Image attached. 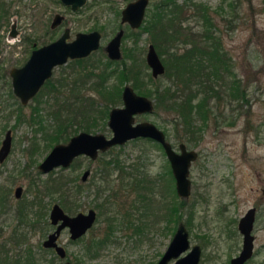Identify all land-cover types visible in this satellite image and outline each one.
<instances>
[{
    "label": "rangeland",
    "instance_id": "obj_1",
    "mask_svg": "<svg viewBox=\"0 0 264 264\" xmlns=\"http://www.w3.org/2000/svg\"><path fill=\"white\" fill-rule=\"evenodd\" d=\"M8 2L9 0H4ZM89 8H84L82 11H70V28L72 36L77 30H90L93 26L100 24L105 26V35L100 40L105 44L112 35V29L119 22V17L113 15V10L110 8L109 0H88ZM99 1H103L98 6L93 5ZM116 7L122 8L130 0H114ZM158 0H150L147 10L146 18L150 20L151 14L154 12V2ZM182 3L184 0H176ZM201 1L209 6V13L214 24V32L216 37L221 41V46L225 50L228 60L231 64L234 75L240 82V86L246 89L247 102L235 100L233 106L235 110L230 111V107L226 111L227 117H222L217 111H214L211 116L218 115L217 119L214 118L201 126V130L196 134L198 139L185 141L178 138L176 131L173 128L172 112L165 110H155L151 113H140L135 115V121L150 120L158 127L166 131L167 138L171 141L172 145L178 150V143L183 141L187 147L194 148L200 151L197 161L192 162L190 166L189 177L191 179V193L185 200L186 208L182 220L184 221L187 216L189 205L193 203V217L190 219L189 225L186 224L189 230L190 240L192 243L198 242L202 246L201 260L199 264H228V257L238 252L240 248V236L236 235V222L237 219L245 212V210L260 202L264 206V14L261 9V0H195ZM15 7L12 8L18 12H11L8 19L4 21L1 28L3 34L10 28L12 21L18 20L17 29L23 32L31 31V26H39L40 35L45 32H52L51 29L46 30L40 24L38 15L41 5L38 10L34 9L35 0H22L19 4L15 0ZM22 5V7H21ZM54 11H60L61 5L54 0L52 3ZM18 14H21L19 16ZM34 14L38 18L34 17ZM49 16V14H48ZM100 17L99 21L95 20ZM194 26L193 31L200 28L203 23L197 21L196 17H190L184 21V26ZM62 29H57L56 34H59ZM59 32V33H58ZM158 32V31H157ZM50 34V33H49ZM47 36L46 34L44 35ZM49 36V35H48ZM155 34L151 32H141L139 37L140 48L142 53L136 55V62L139 64L137 69L139 73L126 74L127 78L121 84L118 83L119 76L114 73V84L116 83L121 88L126 83H131V79H137L141 89L152 88L157 79L166 81L169 76L165 73L158 77H153L150 67L143 62L147 45L153 42ZM158 37V36H157ZM165 37L167 42L165 41ZM5 38V35H4ZM130 39H126V43ZM200 42L199 38H196ZM165 41V43H164ZM170 37L168 34L162 37V47L156 46L157 49L162 48L172 51L173 48L169 43ZM192 38L188 37L187 42H182L180 50L184 46L191 45ZM41 42V41H36ZM26 44L18 47L13 46L12 51L14 57L6 58V80L9 81V67L17 63V58L21 55L20 51ZM169 47H168V46ZM27 47V46H25ZM27 53V51H26ZM93 57H100V51L94 52ZM167 61H169L168 53L162 54ZM66 65L57 66L53 70V79L56 81L62 74L69 76V85L72 84L74 75L68 72ZM151 74L154 82L149 80L145 75ZM5 79V78H4ZM110 78L109 80H111ZM76 90H82L81 83L75 81ZM111 82H108V84ZM58 86V83L56 84ZM65 86L60 87L64 89ZM68 89V87H67ZM2 95H0V126L9 127L14 124L15 136H17V147L22 151L17 153L14 151L7 163H31V156L28 154L27 144L38 143L39 149L35 153L34 161H41L48 153L51 147L55 144L56 139L46 145L47 132L51 131L54 124L55 114L57 107L61 105L64 112L62 100H51L49 94L43 95L39 106V119L40 122L46 127L37 128L38 123L35 118L30 121V107L24 108V113L27 119L16 118L19 113H16L17 100L9 93L10 88L0 87ZM45 93L47 90H44ZM91 93V92H88ZM98 100H102L100 96L94 92L91 93ZM11 96V97H10ZM61 100V101H60ZM226 100V98H224ZM62 104H60V103ZM115 105H122L120 94L116 97L114 95ZM242 104L239 109L238 105ZM213 105V103H212ZM37 117V116H36ZM224 119V120H223ZM232 120V122H231ZM197 123H200L197 121ZM40 125V123H39ZM48 128V130H47ZM96 129V130H95ZM92 132L100 131L110 136L112 131L108 127L107 122L98 124L97 127L92 128ZM181 132V131H180ZM1 135V134H0ZM111 151L100 152L96 159L87 157H79L78 163H72L69 168L65 170L68 177H73L78 182L81 173L85 168L91 169L90 178L87 181L91 185L88 188H83L78 192L76 199L79 205H73L68 210L70 214H75L78 211H86L89 207H94L95 196L94 191L99 185H103V181H98L100 167L102 166L101 160L103 158L109 159L111 156H118L121 163L127 166V171H132L137 168L138 171L135 175L140 178V181L149 182V190H146L145 196L135 200V204L139 205V200L143 203V207L135 211V217L139 219L132 222L131 227H125V221L122 220L121 210L125 209L124 206H119L118 217L119 220L115 222L116 228L111 236V241L103 246L96 245V250L88 249V242L91 232L97 234V237L104 234L107 229V222L104 220L108 217V213H102L97 217V220L91 229L82 236L78 241H68L69 234L67 229L61 232L60 239L68 249L71 260L75 263L77 260L80 264H150L156 262L161 253L169 243L172 234L176 228V223L170 221L167 231L163 227L166 222L162 217L168 208L169 201L180 200L179 197L173 192L175 182L169 173L168 159L159 144L155 141L144 138L136 137L126 141L124 144L115 145ZM112 148V147H111ZM33 159V158H32ZM78 161V160H77ZM203 163L199 168L198 165ZM211 163V165L207 164ZM204 168V172L201 171ZM135 170V169H134ZM53 171L58 173L60 168H55ZM117 171V170H116ZM37 171L34 170V173ZM48 173L39 171V180L46 178ZM113 172L108 178L112 179L109 182L117 184V177ZM93 179V181H91ZM24 181V179H22ZM13 186V183L12 185ZM129 186V185H128ZM105 191V190H104ZM107 192V191H105ZM133 198L137 195L136 191L131 192ZM141 193V192H140ZM143 193V192H142ZM197 193L204 195L200 197ZM144 194V193H143ZM147 198V199H146ZM99 201V199H97ZM144 200V201H143ZM145 204V207H144ZM188 206V207H187ZM146 208V209H145ZM147 210V211H146ZM114 215L112 213H109ZM48 215V214H47ZM165 217V216H164ZM264 218V217H263ZM262 217L256 220L254 227L255 234V256L249 260L247 264H264V221ZM147 221L148 225H147ZM34 230H25L17 232H7V236L17 235L26 236V240L20 243L17 247V257L24 258V246L29 243L31 252L37 258V264H48V260L52 257L51 251H41V241L45 237L48 230H52L51 225L41 231V228ZM11 240H8L9 242ZM185 252H182L183 254ZM3 255V254H1ZM9 258L14 257V254H8ZM50 257V258H49ZM49 258V259H48ZM62 260L54 254L53 264H61Z\"/></svg>",
    "mask_w": 264,
    "mask_h": 264
},
{
    "label": "flooded vegetation",
    "instance_id": "obj_2",
    "mask_svg": "<svg viewBox=\"0 0 264 264\" xmlns=\"http://www.w3.org/2000/svg\"><path fill=\"white\" fill-rule=\"evenodd\" d=\"M16 2H18L19 4H22V0H16ZM53 2L54 0H35V4H33L35 10H38L41 5V9L38 13V15L40 16L39 22L43 26L44 29L45 28L46 30L51 29L52 32L43 31V33L40 35L39 26H35V27L31 26V31L29 32L19 31L17 29L18 20L16 19V21L14 22L12 21V23L10 24V28L7 30L6 33L3 34V31L1 30V28L4 24V21L8 19V16L10 15L11 12H18V11L12 8V5H14L15 7V4H17L15 3V0H9L8 2H5L4 0H0V87L2 86L4 87L5 93H6V88L7 87L10 88L9 93L11 92L12 96L17 100L16 113H19V114L18 116H16V118L27 119L28 114L26 116L23 110L25 107H30L31 109L30 121H34V119L36 118L38 120L37 128L45 129L46 127L42 124V122H40L41 118L39 119L40 113L38 112L39 106H37V103L39 105V103H41V101L43 100L42 98L43 95L44 96H46V94H49V96L51 95L52 97L50 98L53 101L54 99L57 100L58 98H60L63 104H65L64 112H60L62 111V108H60L61 105H59L56 111H54V114H55L54 124L51 127V131L45 134L46 136L45 144L46 145H48L51 142V139L52 140L59 139L55 143L66 142L69 140V138L72 135L82 130L92 132L94 131L92 130V128L97 127L98 124L100 123L105 124V121L106 122L108 121L110 110L114 106H121V105H115L116 103L114 102V95L117 97L120 94V98L122 101L121 94H122L124 85L129 84L133 87L131 83L124 82L122 88L120 89V92H118L117 87H115L117 84L116 83L114 84V73H119L120 68H122V66H125L126 74H129V75L132 74V77H133L134 62L136 60L135 59L136 55L143 52L142 49L140 48V43H139L140 34L142 31L146 32L147 34L150 33L148 30H142V26L146 22L145 18L147 16L146 10H147L148 5L146 6V10H145L142 23L138 27H132L130 26L128 22L121 21V11L125 5L122 8H120V7H116L114 0L104 1V2L110 3V8L113 10V15H115L116 17H119V22L116 24L115 31L113 27L112 35L107 40V42L105 44L99 42L98 48L91 50L90 53H88L87 55L79 56V57H68L64 63L54 66L52 68V72L50 76L46 78V80L38 87V89L32 96H30L25 102H23L22 98L18 96L13 90L12 76L10 74L11 68L12 67L22 68L26 64V62L29 60L32 52L35 49H38L43 45L49 44L52 41L59 38L64 33V30L66 28L69 29V34L66 37V41L72 40L75 37L76 33L82 30H77L72 36L71 28H70V11H73V12H77L80 10L82 11L84 8H89L90 7L89 4H92L91 1L86 0L84 4L78 6L76 9H73L71 5L65 4L62 0H57V2L61 5L62 9L60 11H54L52 7ZM102 3L103 1H99L93 5L98 6L99 4H102ZM153 11H155V8ZM162 11H163L164 16H167L168 14L172 13L168 10H162ZM56 14H60L61 17L55 24L54 18ZM18 15L21 16V14H18ZM34 17L38 18L36 14H34ZM174 17H176V19L177 17H181L180 19H183V21H185V20H188L191 16L188 14H184V11L177 12V9H176V13L174 14ZM163 18L165 20V22H163L164 32L161 27H158V29H160L159 33L161 34V36L163 35L165 36V34L169 35L170 37L169 43L171 44V46L173 44H177L176 46H181L182 45L181 39H183L182 34L179 35L180 38L176 39V35H171L172 29L170 28L173 22H178V20H174L173 22H170L167 20V18L165 17ZM99 19L100 17L95 18L97 22L99 21ZM99 24H100V21H99ZM104 27H105L104 25L102 26L100 24L99 26H93L92 29L82 31V32L98 30L100 32V40H101L103 36H106L105 35L106 31ZM57 29H62L60 33L58 32L59 34L55 33ZM119 29L123 30L121 37H120V43H119L120 57L111 58L109 57L105 46L108 43V41L112 37L115 36V34L118 32ZM45 34L47 35L46 37L44 36ZM176 34L178 35V32ZM4 35H5V38H4ZM126 39H130L129 44L125 42ZM35 40L36 41L39 40L41 42L35 43ZM160 41H161V46H162V39H160ZM165 41L167 42L166 37H165ZM150 43L154 45L162 63L165 66V71H166V63H165L164 57H162V54L159 53L154 42L148 43L147 50H148V46ZM24 44H26L25 46L27 47L24 46L22 50L20 51L21 55L18 56L17 63L11 65L8 68L9 69L8 71L9 81L7 82L6 80L7 75L5 74L6 67H3L5 65V59L11 58V57H14L16 59V56H14L13 52L8 53L7 51H12L14 45L21 47ZM180 49L181 48H179V50ZM98 50L100 51L101 56L93 57L92 55L94 54V52ZM144 61L146 62V54L144 57ZM63 64L66 65L67 68H62V69H67L68 72H71L75 76L71 85H69L70 79L67 74L66 76L62 74L56 81H54L53 79L54 68L57 66H61ZM146 65H148L147 62H146ZM103 69H105V71L108 72V74H106L104 78L102 77V79H100L99 74L102 73ZM87 72H89L91 76L87 75L86 74ZM110 78L112 79L109 80ZM78 79L81 83V86L83 87L82 90H79V89L76 90L75 81ZM149 80H151L152 82L155 81L153 79H149ZM108 82H111V83L108 84ZM57 83H58V86H56ZM92 83L96 84L93 87L94 89L91 88ZM63 86H65V88L60 89V87H63ZM133 89L137 93L143 94V93L138 92L134 87ZM44 90H47V92L45 93ZM88 92H91V93L94 92L96 95L100 96L102 100L101 101L98 100L94 95H91V93H88ZM106 92H109V93H106ZM104 93L106 94L104 95ZM0 95L3 96L1 90H0ZM143 95L152 99L153 103L155 104L154 97L148 96L146 94H143ZM88 96H91L92 98H94L95 106L91 110H87L88 105L85 99ZM105 104L109 105L107 115L102 111V107H104ZM241 107H242V104H239L238 108L240 109ZM153 111L155 110L153 109ZM230 111H233V110L230 109ZM14 124H12L11 126L7 128L4 126L2 128L0 126V134H1L0 135V264H37V258H35L34 255L32 254L30 246L28 245L29 243H26L23 248L24 258L21 259L20 257L16 256L17 252H19L17 251V247H19L20 243L25 241L27 237L22 236V234L20 236H17L15 234L12 236H7V232L12 231L15 233L17 231H25V230L29 231V230L38 229V227H40L41 231H43L46 229L45 228L46 225L47 226L51 225L53 229L48 230L47 233L45 234V237L42 239L41 244H40L41 245L40 250L41 251H51L52 257L51 258L49 257L50 259L48 258L49 259L48 264H53L54 254H56V257H59L62 260V262L64 260H71L67 247L64 245V243L60 239L61 232L64 229H67V232L69 234L68 241H78L83 235H85L91 229L93 225L89 228V230H87L85 234L75 239L70 238V232H69L68 227H64L60 230V233L57 237V243L64 247L66 251V254L64 257H61L60 255H58V253L55 250V247L46 246L44 245L43 242L49 236V234L55 230V227L60 222V220H58L57 223H53L51 220L50 213L55 203H57L63 209V211L69 215H75L76 213L80 212L78 211L75 214H70L68 213L69 212L68 209L73 205H76V206L79 205L80 203L76 202V199L78 197L77 196L78 192H80L83 188H88L91 186L89 185L90 183L87 182L90 178L91 169L85 168L83 170L80 176V180L82 182H78L73 177L66 176L64 172L67 168H69V166L72 163L80 162L79 157H82V156L87 157V158H90V157L85 154H78L77 156L73 158V160L68 166L64 167L62 165H58V166L51 168L48 171H42L39 168L40 161L39 162H37L36 160L34 161V156L35 154H37L35 153V151L36 152L38 151L40 145L38 143L37 144L28 143L27 147L29 149L27 150V152L31 156L30 158L32 160L31 163H19V165L18 163H15L14 165L13 163H7L10 157L13 155L14 151H17V153L22 151L20 147H17L15 145L17 143V138H16L17 136H15L14 130L16 129L13 128ZM83 125L84 127L88 126L89 128L85 129ZM164 132L167 137L166 131ZM8 133H9V147L7 150H4L3 141L5 140ZM66 133L68 137L67 138L62 137ZM196 151L198 152V156L194 161H197L200 155V151L199 150H196ZM207 164L211 165V163H207ZM168 165H169V173L175 182V177L171 169L170 163H168ZM201 165L204 166V164L200 163L198 165V175H199V168ZM58 167L60 168V171L58 173H56V171H53L55 168H58ZM124 168H127V166H124L123 169ZM86 169L89 170V174L87 175L85 179H82V175ZM34 170H36L37 172L34 173ZM39 171L42 173H48L46 178H41L39 180L40 178ZM101 171H102V166L100 167L98 181H100L99 179L101 178V174H102ZM137 171H138L137 168H133L132 171H127V169H124L121 174L119 172V169L116 167V163H114V172H116V175H114V181H115V176L118 179L117 184L114 183V230L117 227L115 222L119 220V217L117 215L119 206L125 207V209L121 210L123 222L125 221L128 223L129 221H131V222L136 223V220L139 219V217H135V211L143 207V203H141V200H139L138 202L139 205H136L135 200L140 198L141 194L145 196L146 190H149V182L140 181V178L135 175V172ZM201 171L204 172L203 167H201ZM22 179H24V181ZM91 181H93V179ZM12 183H13V186H11ZM101 186L102 185L99 183L95 191L97 189L102 190ZM133 190H135L137 193V195L135 196V199L133 198V195H131L129 198V195L132 194L131 192ZM95 191H94L95 203L93 204L94 207H89V208H93L95 210L96 212L95 221H96L97 217H99L98 215L101 214L99 212V209H102L101 208L102 206L100 203L101 198L97 197V194H96L97 192ZM175 191H176V186H175ZM262 193L264 194V188L262 190ZM197 194L200 197L204 198L203 194L201 193H197ZM97 199H99V201ZM144 207H145V204H144ZM251 207H254V220H253L252 229L250 231L251 234L253 235L252 253L244 261L243 264H247L249 260H251L255 256L254 227H255L256 220H258L259 217H262V218L264 217V206H262L260 202L254 203V205L249 206L245 210V212ZM241 216L237 219L236 228H235L236 235L238 234L241 238L240 248L238 249V252L236 254L228 257V260H227L228 264H231V259L234 256L238 255V253L240 252L242 248L243 234L240 232L239 227H238V223H239ZM161 218L165 220L164 215ZM180 221H183V220L181 219L177 222L173 221L176 223V228ZM263 221H264V218H263ZM148 222L149 221H147V225H148ZM169 223L170 222L167 223L166 221L163 224L165 231H167L166 228H168V226L170 225ZM189 239H190V234H189ZM8 240H11V241L7 242ZM194 244H198L200 246V258L198 261V264H199L201 260L202 246L200 243L198 242L192 243L190 240V247ZM187 250H189V248ZM163 252L161 253L160 257L162 256ZM8 254L9 255L14 254V257L9 258ZM174 260L175 259H170L168 262L172 263ZM157 261L151 262L150 264H156ZM76 263L77 261L75 260L74 264Z\"/></svg>",
    "mask_w": 264,
    "mask_h": 264
},
{
    "label": "water",
    "instance_id": "obj_3",
    "mask_svg": "<svg viewBox=\"0 0 264 264\" xmlns=\"http://www.w3.org/2000/svg\"><path fill=\"white\" fill-rule=\"evenodd\" d=\"M62 1L76 9L84 4L86 0ZM148 2L149 0H131L126 3L121 11V21L128 22L132 27H138L143 21ZM60 17V14L55 15V24ZM122 32L123 30L119 29L105 46L111 58L120 57L119 43ZM68 34L69 29L66 28L59 38L35 49L22 68H11L13 90L22 98L23 102L32 96L46 78L50 76L54 66L64 63L68 57L87 55L91 50L99 46L100 32L98 30L79 31L72 40L66 41ZM146 62L150 67L152 76L157 77L164 73L165 66L152 43L149 44L146 52ZM121 97L123 104L114 106L109 112L107 123L112 131L110 136L98 131L88 132L82 130L72 135L66 142L55 143L40 161L39 168L42 171H48L58 165L68 166L78 154H85L95 159L100 152H104L114 145L124 144L129 139L136 137L149 138L162 146L175 177L177 194L181 198H188L191 193L190 165L197 158L198 152L193 148L187 147L183 141L178 143V150H176L166 137L163 129L154 122L149 120L135 121L136 114L151 113L153 111L154 103L152 99L137 93L129 84L124 85ZM8 147L9 133L3 141V149L7 150ZM88 174L89 170L86 169L82 179H85ZM50 216L53 223H57L58 220L60 222L43 243L46 246L55 247L58 255L64 257L66 251L62 245L57 243L60 230L68 227L70 238H78L85 234L94 224L96 212L93 208H89L85 212L80 211L75 215H69L55 203L51 209ZM253 220L254 207H251L239 220L238 227L243 234V244L238 255L231 259V264H243L251 255L253 235L250 231L253 226ZM188 248L189 250H187ZM182 252L185 253L181 254ZM199 258L200 246L194 244L190 247L189 231L185 223L180 221L156 264H198ZM170 259L175 260L169 263ZM61 264L74 263L71 260H64Z\"/></svg>",
    "mask_w": 264,
    "mask_h": 264
},
{
    "label": "trees",
    "instance_id": "obj_4",
    "mask_svg": "<svg viewBox=\"0 0 264 264\" xmlns=\"http://www.w3.org/2000/svg\"><path fill=\"white\" fill-rule=\"evenodd\" d=\"M261 2V9L264 14V0H261ZM154 8L155 11L151 14V19L148 21L145 19L146 22L143 24L142 30H148L153 35L155 34L153 39L155 45L162 47L160 39H162L163 36L159 33L160 29H158V27H161L164 32L163 22H165V20L163 17L167 18L170 22L178 20V22H173L170 27L172 29L171 35H176V39H178L180 38L179 35L182 34L183 39L181 40L185 43L188 37L192 38L191 45L189 47L184 46L182 50H179L181 47L176 46L177 44H173L172 51H163L162 48H158L160 54L164 52L168 53L169 61L164 58L166 63V71L164 73L166 76H169L166 81L157 79L156 81L158 82L155 83L154 86H151L152 88L147 89H141L136 78L131 79V84L138 92L155 98L154 110L162 109L173 113V128L178 138L184 139L185 141L194 139L195 141V139L199 138L196 134L201 130L200 125L204 123L207 125L209 120H214V118L217 119L218 115L211 116L214 111H217L221 118H225L227 117L226 111L229 107L235 110L233 106L235 100L248 101L245 92L246 89L240 86V82L234 75L228 56L221 46L219 38L215 35L213 29L214 24L207 4L195 0H184L182 3H178L176 0H158L154 2ZM176 9L177 12L184 11V14L196 17V20L201 21L203 25L197 28L196 31H193L194 26H184V21L180 19L181 17H177V19L174 17ZM162 10H168L172 13L164 16ZM177 32L178 35L176 34ZM196 38H199L200 42L196 40ZM143 62L145 61L143 60ZM138 65L139 64L135 61L134 69L136 68V74L139 73L137 69ZM86 74L90 75L89 72ZM106 74H108V72L103 69L102 73L99 74L100 79H102V77L104 78ZM118 76L119 84L126 80L125 66L120 68ZM145 76L148 79H153L151 74ZM94 85L96 84L92 83L91 88H93ZM115 87H117L118 92H120L121 86L116 85ZM106 93H104V95ZM224 98H226V100H224ZM85 100L88 105L87 110L94 108V98L88 96ZM108 106V104H105V106L102 107V111L106 115L109 109ZM197 121L200 123H197ZM84 128L88 129L89 127L85 126ZM62 137L67 138V133ZM57 140L59 139H56V141ZM113 148L114 147L107 151H111ZM101 163L102 174L99 180L100 182L102 180L105 181H103V185L101 186L102 190L97 189L95 192H97V197L101 198L100 203L102 209H99V212L101 214L108 213V217L104 219L107 222V229H105L104 234L99 237H97L96 233L91 232V236L88 239L89 250L92 249L93 246H95L94 249L96 250V245L100 247L111 241V236L114 233V215L109 213L114 214V183L109 182L112 179L108 177L114 172V163H116V167L121 174L125 166L123 164L124 162L121 163L118 156L114 155L109 157V159L103 158ZM173 192L176 194L174 187ZM185 200L186 199L181 198L180 200L169 201L167 204L168 210L162 213L167 223L171 220L177 222L183 218L184 213L182 212H184V208H186ZM192 207L193 203L189 205L187 216L184 219V223L187 225H189L190 219L193 217ZM101 214L98 216H101ZM131 223V221L128 223L125 222V227H131ZM76 264L80 263L77 261Z\"/></svg>",
    "mask_w": 264,
    "mask_h": 264
}]
</instances>
